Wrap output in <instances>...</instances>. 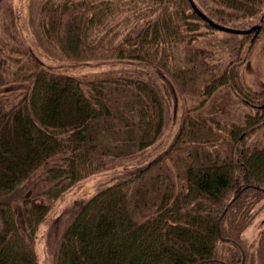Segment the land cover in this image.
<instances>
[{"label": "trees", "instance_id": "obj_1", "mask_svg": "<svg viewBox=\"0 0 264 264\" xmlns=\"http://www.w3.org/2000/svg\"><path fill=\"white\" fill-rule=\"evenodd\" d=\"M8 3L0 0L10 18L0 36V86L26 87L10 107L0 106V264H38L35 232L54 201L153 144L166 112L144 78H80L42 66ZM195 3L232 26L263 18L264 0ZM202 27L214 28L189 0L41 3L38 33L61 58H138L163 68L195 102L163 153L72 210L54 264H264V228L254 244L241 235L264 199V143L248 141L263 123L264 82L244 84L239 69L258 33L243 34L237 56L206 80L203 52L193 44ZM221 87L250 108L242 122L195 112Z\"/></svg>", "mask_w": 264, "mask_h": 264}, {"label": "rangeland", "instance_id": "obj_2", "mask_svg": "<svg viewBox=\"0 0 264 264\" xmlns=\"http://www.w3.org/2000/svg\"><path fill=\"white\" fill-rule=\"evenodd\" d=\"M43 1L9 0L7 4L15 15L20 37L42 66L52 71L68 73L80 78L113 75H132L144 78L150 81L160 93L166 112V124L161 135L153 144L123 165L112 166L76 181L54 201L47 216L37 227L34 237V249L38 264H54V251L63 229L70 221L72 210H75L81 201L101 188L137 173L149 160L163 153L179 129L185 108L193 106L195 102L191 95L180 92L172 77L163 68L138 58L91 60L61 58L38 33L39 7ZM261 15L263 18H259V20L262 22L255 17L256 19H251L252 22L249 21L245 27L225 24L237 28H248L256 23L261 25L255 43L249 53L245 55L243 63L240 61L239 66L241 81L253 88H259L264 82V25H262V23L264 24V11ZM9 23L8 12L6 13L4 8H0V36L6 37ZM199 31H201V35L193 40V44L203 52L206 62L204 77L209 80L221 73L229 60L237 56L243 34L210 27L208 29L202 27ZM252 32L254 34V31ZM245 49L247 48L245 47ZM25 87V83L0 86V106L10 107L25 92ZM235 98L230 87H221L203 106L196 108L195 112L203 116L242 122L244 111H248L250 108ZM262 121L263 123L250 135L248 141L264 143V119ZM25 195L29 196L30 192L27 191ZM33 198L37 201L42 200L37 196ZM262 228H264V199L254 207L251 221L245 226L241 235L249 243L254 244L258 232Z\"/></svg>", "mask_w": 264, "mask_h": 264}, {"label": "water", "instance_id": "obj_3", "mask_svg": "<svg viewBox=\"0 0 264 264\" xmlns=\"http://www.w3.org/2000/svg\"><path fill=\"white\" fill-rule=\"evenodd\" d=\"M192 8L205 20L207 21L211 26H213L216 29H220V30H224V31H228V32H232V33H241V34H245V33H250L252 31H254V35L257 34V32L259 31L261 25L256 23L251 25L248 28H237V27H232V26H228L225 25L223 23H219L214 21L213 19H211L209 16H207L203 11H201L198 6L195 4L194 0H189Z\"/></svg>", "mask_w": 264, "mask_h": 264}]
</instances>
